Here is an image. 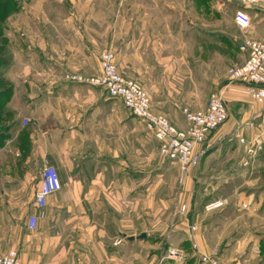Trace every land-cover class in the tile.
Here are the masks:
<instances>
[{
	"label": "crops",
	"instance_id": "crops-1",
	"mask_svg": "<svg viewBox=\"0 0 264 264\" xmlns=\"http://www.w3.org/2000/svg\"><path fill=\"white\" fill-rule=\"evenodd\" d=\"M152 2L30 0L3 18L0 0V49L9 58L0 63V256L15 250L23 264H157L177 247L184 258L163 264H201L199 252L224 264H264V201H250L237 185L264 157V147L248 154L235 137L261 110L244 85L220 88L229 109L243 116L212 133L200 165L185 174L176 207L187 212L176 215L173 246L170 234L151 232V195L165 177L183 176L179 163L160 155L153 133L120 99L67 79L97 76L102 52L112 49L118 71L151 95L153 111L186 128L176 116L184 99L202 106L190 103L199 97V75L183 89L184 68L201 65L198 45L185 48L184 28L169 25V14ZM248 13L249 38L264 40L262 5ZM206 83L216 88L209 75ZM47 165L58 170L62 188L40 210L35 195ZM224 196L231 200L224 209L206 210Z\"/></svg>",
	"mask_w": 264,
	"mask_h": 264
},
{
	"label": "built area",
	"instance_id": "built-area-1",
	"mask_svg": "<svg viewBox=\"0 0 264 264\" xmlns=\"http://www.w3.org/2000/svg\"><path fill=\"white\" fill-rule=\"evenodd\" d=\"M243 8L238 9L234 16V23L241 32L249 31L252 27V19L248 10L257 5H262L264 0H240ZM240 51L245 55V60L237 66L229 68L227 72L230 83L242 84L252 100L260 105V117L264 128V40L246 39L240 45ZM101 72L97 76L82 78L78 75H67V79L75 82L87 83L99 86L106 90L112 98L120 99L124 106L136 117L142 119L147 128L153 133L159 143V153L165 159L179 163L183 177L191 168H196L201 163V157L205 153L203 146L209 136L222 127L230 118L228 103L222 94L213 93L210 96L208 106L202 111L184 110L187 127L178 128L163 114L152 109V97L149 92L136 80L123 76L115 64V52L112 49L104 50L100 56ZM242 143L245 141L242 139ZM251 148V147H250ZM248 152L251 150L248 148ZM62 188L58 170L53 165H47L41 172L40 187L35 195V205L43 210L48 198L59 192ZM230 201L226 198L217 199L207 204L209 212L224 209ZM246 208V206H243ZM187 207L183 205L179 213H186ZM37 227V217L30 215L28 228L34 230ZM196 226L191 230L195 231ZM199 252L197 245H194ZM183 252L170 247L157 261L163 264L168 260H182ZM201 264H224L217 257L199 252ZM0 264H23L18 253L11 250L0 256Z\"/></svg>",
	"mask_w": 264,
	"mask_h": 264
},
{
	"label": "rangeland",
	"instance_id": "rangeland-1",
	"mask_svg": "<svg viewBox=\"0 0 264 264\" xmlns=\"http://www.w3.org/2000/svg\"><path fill=\"white\" fill-rule=\"evenodd\" d=\"M29 2L30 0H11L13 7H11L12 11L10 14L12 15L16 8L20 9L21 6L25 9L24 4H29ZM2 3L4 4L5 0H2ZM152 3L158 4L159 8L169 14V25H177L184 28L186 32L185 48L191 49L192 46H188L189 42L193 45H198L197 51L200 54L201 65L193 66L189 64L190 67L188 69L184 68L185 73L183 77L185 78V82L183 89L186 91L190 88L193 72L195 78L199 75L201 79L198 91L199 97L190 99V103L192 105L201 104L202 106L199 109L197 108L198 110L194 107L190 108L191 106H187L188 99L185 98L184 102L186 105L183 106V112L176 115L178 118L182 117L185 120V109H196L195 111L205 110L213 93L219 94L225 86L233 84L229 82L227 72L229 68L240 65L244 61L245 57L240 51V45L243 41L249 39L250 33V31L241 32L236 28L234 23L236 11L244 6L240 0H153ZM7 23L11 27L14 26V19L10 21L9 18ZM208 75L210 82L214 79L216 90H213V88L208 89L206 83ZM211 76L214 78H211ZM222 87L223 89H220ZM253 102L255 103L254 100ZM245 108L248 112L252 111V106L249 103L245 104ZM233 115L239 119L242 114L234 113L231 109L230 118ZM257 116H254L250 122L248 121L246 124L241 125L240 133L244 131L243 134L241 133V136L235 135L239 143L242 139L245 141L243 144L247 146V149L251 150V152L247 150V153L253 155L260 152V147H264V128L262 127L260 114ZM256 118L260 120L259 127H255ZM251 131H253L252 134H250ZM260 159L257 162H252L245 173V178L238 179L237 183V185H239V182L241 185H244L247 196H250V201L252 202L264 201V174L261 175L260 173L261 171L264 172V157ZM156 168H158L157 163L153 161V171H155L153 173V186L158 184L156 176L159 174V170L156 171ZM184 180L183 176L178 179L177 177H165L162 179L161 191L153 192L151 195V232L170 234L169 244L173 246L179 241L177 234H174V229L177 223L176 215L179 214L181 207L177 210L176 202ZM245 180L247 181L243 184ZM222 198H226L231 202L229 197L224 196L219 199Z\"/></svg>",
	"mask_w": 264,
	"mask_h": 264
},
{
	"label": "trees",
	"instance_id": "trees-1",
	"mask_svg": "<svg viewBox=\"0 0 264 264\" xmlns=\"http://www.w3.org/2000/svg\"><path fill=\"white\" fill-rule=\"evenodd\" d=\"M3 4V3H2ZM13 5L11 4V0H5V3L2 6V13H3V18L4 15H8L11 13ZM2 18V20H3ZM8 57H5V53L2 49H0V63L6 64L8 62Z\"/></svg>",
	"mask_w": 264,
	"mask_h": 264
},
{
	"label": "water",
	"instance_id": "water-1",
	"mask_svg": "<svg viewBox=\"0 0 264 264\" xmlns=\"http://www.w3.org/2000/svg\"><path fill=\"white\" fill-rule=\"evenodd\" d=\"M146 235H142V237H145Z\"/></svg>",
	"mask_w": 264,
	"mask_h": 264
}]
</instances>
